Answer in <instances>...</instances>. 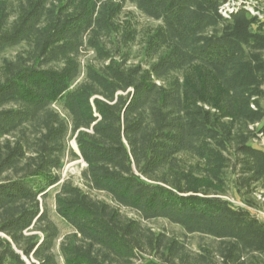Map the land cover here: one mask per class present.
Returning a JSON list of instances; mask_svg holds the SVG:
<instances>
[{
    "label": "trees",
    "instance_id": "1",
    "mask_svg": "<svg viewBox=\"0 0 264 264\" xmlns=\"http://www.w3.org/2000/svg\"><path fill=\"white\" fill-rule=\"evenodd\" d=\"M228 1L0 0V264H264V6Z\"/></svg>",
    "mask_w": 264,
    "mask_h": 264
},
{
    "label": "rangeland",
    "instance_id": "2",
    "mask_svg": "<svg viewBox=\"0 0 264 264\" xmlns=\"http://www.w3.org/2000/svg\"><path fill=\"white\" fill-rule=\"evenodd\" d=\"M247 1L258 4L260 6H264V0H247ZM122 16L125 21L126 19H130L132 24H134L137 27L138 29L137 31L139 32V38H138L139 42L142 41L143 33L148 28H151L158 24V22H156L155 20L151 18L146 17L145 15L140 13L135 7L129 4H127V6L124 8ZM93 58H94V53L92 50L85 52L84 60L86 59L93 60ZM256 143L264 147V136L261 137L259 140H257ZM71 144L72 146L76 148V142L74 140L71 141ZM85 166L86 164L82 159L72 160L68 158L62 170V176L64 178L71 179L73 182H75L76 184L82 187H85L84 181L82 180V170L84 169ZM231 200L235 201L233 197H231ZM47 202L51 210V215L53 219L57 222V224L61 228L62 236L66 235L71 230L67 227L64 221L57 216L55 212L53 196H51ZM124 211L126 212L127 210H124ZM127 213H129L130 215H133V213L129 211H127ZM147 224L156 230L165 231L169 234L179 235L184 240V242L187 244V246L191 250H194V251L199 250L201 245H209V244L215 243V241L207 235H199V234L185 235L181 227H179L176 224H172L163 219L153 220V221L147 222Z\"/></svg>",
    "mask_w": 264,
    "mask_h": 264
},
{
    "label": "built area",
    "instance_id": "3",
    "mask_svg": "<svg viewBox=\"0 0 264 264\" xmlns=\"http://www.w3.org/2000/svg\"><path fill=\"white\" fill-rule=\"evenodd\" d=\"M242 1H247V0H229L227 3L224 4V8L228 9L230 7L231 2L234 3V2H242ZM257 213L261 218L264 219V210H258Z\"/></svg>",
    "mask_w": 264,
    "mask_h": 264
}]
</instances>
